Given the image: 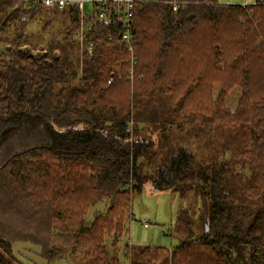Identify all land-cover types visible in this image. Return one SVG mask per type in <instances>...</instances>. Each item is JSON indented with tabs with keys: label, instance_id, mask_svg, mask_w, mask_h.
<instances>
[{
	"label": "trees",
	"instance_id": "obj_1",
	"mask_svg": "<svg viewBox=\"0 0 264 264\" xmlns=\"http://www.w3.org/2000/svg\"><path fill=\"white\" fill-rule=\"evenodd\" d=\"M184 1L134 6L131 67L118 26L93 21L87 55L56 9L37 51L45 7L0 0V264H25L13 243L32 264H264V0ZM144 186L199 202L176 246L122 243Z\"/></svg>",
	"mask_w": 264,
	"mask_h": 264
},
{
	"label": "rangeland",
	"instance_id": "obj_2",
	"mask_svg": "<svg viewBox=\"0 0 264 264\" xmlns=\"http://www.w3.org/2000/svg\"><path fill=\"white\" fill-rule=\"evenodd\" d=\"M158 1V0H157ZM166 1V0H159ZM221 5L249 6L255 0H217ZM166 4V3H162ZM90 5L85 4V12L90 13ZM49 23L46 32H42L44 24ZM66 14L58 12L54 7H45L37 15L26 29V34L31 36L29 46L39 50L49 38H57L68 26ZM3 45L0 44V51ZM133 54V52H132ZM239 97V90L233 89L229 93L228 105L233 110ZM108 205V199L103 198L90 207L85 222H90L94 214L103 212ZM199 202L192 196L180 197L171 192H150L147 186L132 195L130 203V215L128 220V235L122 239V243L132 245H152L163 247H174L178 244L177 236L173 232V224L177 216L186 211L190 215H196L199 210ZM144 225H147L144 227ZM23 248L27 246L22 243H13L12 249L15 255L25 264H32L28 258L23 256L28 253ZM35 264H44L38 257L31 256ZM51 264H67L64 261ZM126 264V262H124Z\"/></svg>",
	"mask_w": 264,
	"mask_h": 264
},
{
	"label": "built area",
	"instance_id": "obj_3",
	"mask_svg": "<svg viewBox=\"0 0 264 264\" xmlns=\"http://www.w3.org/2000/svg\"><path fill=\"white\" fill-rule=\"evenodd\" d=\"M36 6L54 7L59 11L73 8L77 15L75 39L79 42L81 52L90 55L92 44L84 42V35L91 30L92 22L99 21L106 25L118 26L117 42L123 44L130 53L131 67L135 64L132 56V17L134 6L138 3H166L173 12L184 9L191 4L184 0H23ZM85 4L90 5V13L85 12Z\"/></svg>",
	"mask_w": 264,
	"mask_h": 264
}]
</instances>
